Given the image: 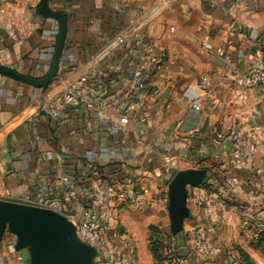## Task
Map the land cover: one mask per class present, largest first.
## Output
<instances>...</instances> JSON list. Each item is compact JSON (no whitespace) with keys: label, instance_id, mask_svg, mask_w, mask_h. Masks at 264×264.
Listing matches in <instances>:
<instances>
[{"label":"crops","instance_id":"obj_1","mask_svg":"<svg viewBox=\"0 0 264 264\" xmlns=\"http://www.w3.org/2000/svg\"><path fill=\"white\" fill-rule=\"evenodd\" d=\"M49 6L68 19L55 78L39 87L0 73V199L62 212L67 200L88 205L93 181L114 176L141 188L121 209L119 226L144 211L164 229L169 214L156 198L168 195L177 171L204 168L202 184L226 198L230 211L208 233H218L220 244L198 255L187 230L205 214L188 196L190 213L176 236L183 264H237L243 230L251 226L255 236L264 229V87L242 84L250 67L264 66V0H49ZM3 7L0 64L44 77L59 22L28 4L10 13ZM218 46L229 57L219 55ZM83 75L89 81L81 103L56 113L54 98ZM125 116L126 125L120 122ZM237 121L259 127L261 136L255 155L241 163L233 162L232 142L217 137ZM226 175L236 181L233 190ZM122 234L127 255L134 249ZM15 242L6 232L0 262L32 264L28 249L9 247ZM149 254L155 262L150 248Z\"/></svg>","mask_w":264,"mask_h":264},{"label":"built area","instance_id":"obj_2","mask_svg":"<svg viewBox=\"0 0 264 264\" xmlns=\"http://www.w3.org/2000/svg\"><path fill=\"white\" fill-rule=\"evenodd\" d=\"M39 1L0 0V6L4 5V12L10 13L12 10L14 11L26 4L35 8ZM204 45L209 49L214 48L213 43L209 41H205ZM230 47L233 51L237 50V46L230 45ZM216 52L221 56L229 57L223 46L216 47ZM68 69L70 70V68ZM88 81V77L83 75L65 91L57 95L53 100L56 113L65 106L80 104ZM208 81V77L203 78L204 83ZM242 84L247 88L264 87V66L250 67L242 77ZM139 87H145L143 80L139 82ZM194 107L199 109L200 104L196 103ZM120 122L126 125L129 123V118L127 116L122 117ZM217 137L219 139L227 138L232 142L233 162L235 163L251 159L259 149L261 142L260 128L248 126L244 121H237L228 134L220 133ZM65 180H69V178L65 177ZM225 182L231 190L236 186L235 179L229 175L225 176ZM131 183L124 178L114 176L95 180L93 181L92 196L88 205L67 200L69 202L61 212L75 224L78 238L92 244L98 252L97 257L103 262L136 264L131 256L122 254L121 248L124 246L126 238L118 230L121 209L130 198L137 199L141 195V188ZM194 189L192 193L190 190L188 191V196H192L195 202L202 207L205 220L212 224L211 227L227 221L230 204L226 198L218 195L208 184H201ZM129 190L132 191L130 196ZM156 204L159 208L168 212L167 193L159 195L156 198ZM110 213L111 217L109 218ZM205 228H208L207 224L196 222L187 230V234L194 242V250L198 255H205L210 251L211 244L205 238ZM158 235H160L158 239L165 242L167 262L169 264H183L185 257L179 252L175 244L177 235L172 233L170 224L161 229ZM9 247L15 250L14 243H11ZM0 264L2 263L0 262Z\"/></svg>","mask_w":264,"mask_h":264},{"label":"water","instance_id":"obj_3","mask_svg":"<svg viewBox=\"0 0 264 264\" xmlns=\"http://www.w3.org/2000/svg\"><path fill=\"white\" fill-rule=\"evenodd\" d=\"M37 11L59 22V34L50 70L42 78H34L0 64V73L21 82L43 87L57 75L68 29L67 16L40 0ZM264 63V56L262 58ZM207 176L204 168L182 169L168 184V214L174 235L184 229L190 210L187 206L188 187L199 186ZM6 232L16 236L15 249H28L32 264H92L93 248L80 242L75 224L61 212L44 206L0 199V243Z\"/></svg>","mask_w":264,"mask_h":264},{"label":"rangeland","instance_id":"obj_4","mask_svg":"<svg viewBox=\"0 0 264 264\" xmlns=\"http://www.w3.org/2000/svg\"><path fill=\"white\" fill-rule=\"evenodd\" d=\"M133 213L134 212H128V213H126V215H128V216L133 215ZM135 213H136V215H135L134 219L132 218L131 225H129V226L124 225L125 227L118 226V230L121 232V234L126 233L131 238V241H132V243L131 244L129 243L128 245H129L130 249H134V250H131L130 253H127V255L131 256L134 259L136 264H161V262H160L161 258H159V259L155 258V262H154L151 254H149V248L151 249V246L153 243H159V246H161L162 252L165 254V242L158 239L160 237V235H158V233L160 232L161 229L158 228V226H157L156 230L151 232V229H149V226H150V224L152 225L153 223H151L152 222L151 219H147V216H149V215L144 213V211H137ZM167 220H168V224H170V218H168ZM204 223L207 224V226H208V228L204 229L205 238H206V240L208 239L207 242L210 243L213 240L214 243L211 242L210 243L211 245H215V244L219 245L220 243L217 241L218 240V233H215L213 235L208 234L210 232L209 230H212L214 228V226L211 227L212 224L210 222H207L205 219H204ZM218 230H221L219 232V234H220L223 229H222V227H219ZM244 231L245 230H243V236L241 239V240H243V243H242L243 244V250L246 251L250 255V257L253 259L255 264H264V251H263L264 247L259 245V243L257 241V236H258L257 233L256 232L254 233L255 236L251 235L252 234L250 232V231H252L251 226L248 227L245 232ZM150 234H153V238L151 241L149 239ZM77 239L80 242L85 243V244H87L93 248L94 257L92 260V264H111L108 261L103 262L100 258L97 257L98 252L92 244H88L87 242L82 241L81 239L78 238V236H77ZM155 240H156V242H155ZM186 240H188V237L186 238V236H185V243L187 244ZM250 241H251V243H250ZM177 242L178 241H176V243H175L176 246L180 247V245ZM235 245H233V247ZM244 246L250 248L251 253H249L245 249ZM232 256H233V254H232ZM224 257H226L225 254L223 255V258Z\"/></svg>","mask_w":264,"mask_h":264},{"label":"trees","instance_id":"obj_5","mask_svg":"<svg viewBox=\"0 0 264 264\" xmlns=\"http://www.w3.org/2000/svg\"><path fill=\"white\" fill-rule=\"evenodd\" d=\"M149 229H151V232H153L156 230V226L150 225ZM152 238H153V234H150L149 235L150 241L152 240ZM257 241L259 245L264 247V229L260 230V232L258 233ZM151 251H152L154 259L161 258V261H160L161 263L168 260V257L161 251V246H159V243H153L151 246ZM237 253H238L237 259L235 258L236 260H238L237 264H255L253 259L250 257V255L246 251H244L242 247L237 246Z\"/></svg>","mask_w":264,"mask_h":264}]
</instances>
